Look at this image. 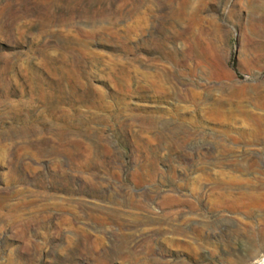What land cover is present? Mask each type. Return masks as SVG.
Masks as SVG:
<instances>
[{"label": "rangeland", "instance_id": "374dc122", "mask_svg": "<svg viewBox=\"0 0 264 264\" xmlns=\"http://www.w3.org/2000/svg\"><path fill=\"white\" fill-rule=\"evenodd\" d=\"M0 264H264V0H0Z\"/></svg>", "mask_w": 264, "mask_h": 264}, {"label": "bare ground", "instance_id": "6f19581e", "mask_svg": "<svg viewBox=\"0 0 264 264\" xmlns=\"http://www.w3.org/2000/svg\"><path fill=\"white\" fill-rule=\"evenodd\" d=\"M198 100V99H197ZM220 107H221V102L220 101H216L215 103H213L210 107H209V109H211V110H213V111H219V109H220ZM144 119V118H143ZM262 119V118H261ZM260 121V120H259ZM263 122V121H262ZM150 126V125H149ZM251 130H255V126H253L252 128H251ZM254 132V131H253Z\"/></svg>", "mask_w": 264, "mask_h": 264}]
</instances>
